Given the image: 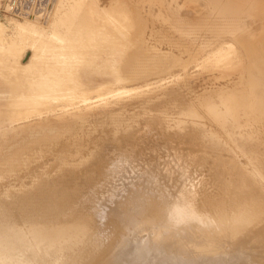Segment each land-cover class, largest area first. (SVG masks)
Listing matches in <instances>:
<instances>
[{
    "label": "bare ground",
    "instance_id": "6f19581e",
    "mask_svg": "<svg viewBox=\"0 0 264 264\" xmlns=\"http://www.w3.org/2000/svg\"><path fill=\"white\" fill-rule=\"evenodd\" d=\"M100 1L58 0L47 25L22 26L26 46L0 19V121L33 118L10 151L47 134L83 160L49 177L80 184L62 198L35 186L45 211L21 205L33 188L14 198L2 185L0 264H264V0ZM157 22L191 42L175 48L160 32L152 43ZM162 68L171 77L151 82ZM105 70L114 82L98 84ZM237 73L186 100L175 88Z\"/></svg>",
    "mask_w": 264,
    "mask_h": 264
},
{
    "label": "rangeland",
    "instance_id": "374dc122",
    "mask_svg": "<svg viewBox=\"0 0 264 264\" xmlns=\"http://www.w3.org/2000/svg\"><path fill=\"white\" fill-rule=\"evenodd\" d=\"M103 1H105V0H103ZM103 1L102 2L100 1V2L103 3ZM57 2H58V0H0V19L9 28V30H12V29H14L15 31L18 30L17 33H15L13 36H11L12 37L11 39H14L17 42H18V40L23 39L21 41L22 42L21 45H25L24 42H27L26 39L28 37L32 36V34L29 33L26 29H22V26H24L26 24L32 25V24L36 23V25L34 27H37L39 22L42 20L43 21L40 22V24L38 26L40 27L43 24L47 25L49 22L47 17L50 16V14L53 11ZM120 2L122 4L125 3L128 6H131L132 4H134V0H120ZM44 10H46L47 12ZM48 13H49V15H48ZM43 15L45 18H43ZM37 21H39V22L37 23ZM41 23H42V25H41ZM10 26H12V27H10ZM0 29H3V27H0ZM166 29L167 28L161 22H157V24L154 26L155 35L149 37L150 41L152 40V43H154V41H157L156 37H157L158 33L162 32L166 38V39H164V41L165 42L170 41L171 44L175 48L179 45H186V44H189L191 42L190 38H188L186 36L185 37H180L179 35L177 36L174 33L168 32ZM19 30H20V33H19ZM134 31H135V29H134ZM8 33H7L8 35L12 34L11 31H9ZM204 38H205V36H204ZM165 48H166V45H165ZM29 49L27 48V50H29ZM195 54H196L195 59H193L191 62L193 66L190 65L191 69H192V67H194L192 69V72L193 71L198 72V70H200L202 68L201 65L203 64V58L205 59L204 53H201V57H200L199 51L196 52ZM198 55H199V57H198ZM104 59H105V54L103 52H99L98 57L95 59V61H93V64H91V66H89L88 68L90 70H93V69L102 67L103 65H101L100 63H102V61ZM198 64H200V65H198ZM105 71L107 72L106 76L104 75V73H97L96 74L95 82H97L98 84L99 83L109 84V83L114 82V73L111 71H108V70H105ZM171 72H172V70H168V69L163 70V68H162V69L158 70L154 75L150 76V78L152 79L151 82L156 83L161 79H169L171 77ZM205 77H206V81L201 80V82H193V85H192L193 87L191 90H185V89L179 90L180 87L175 86L176 90L179 92L180 100H186L187 98H189L193 94H198L201 90H203V88L214 87L218 83L224 84V83L228 82L229 85H232L234 83H236V84L240 83V80L238 79L240 76L238 73L235 74L233 76V78L230 77L231 79L229 78L227 80L224 79V80H220V81L218 80V77H214V76L209 77L206 75H205ZM147 83H149V82H147ZM145 84L146 83H142V84L140 83L138 86V83H134V84L129 83V84H126V86L131 85L130 87H132V86L140 87V86H144ZM241 87L244 88V86L237 85L233 89L230 87V88L225 89V90L229 91L231 94L233 92L236 95H240L241 89H242ZM117 89H119L118 86L115 87V90H117ZM131 94H133V92L126 95L124 98H117V97H115L113 99L111 98V100H109L108 102H110L112 104L122 103L123 101L128 99V97H130ZM92 96H93L92 97L93 99H96V100L98 99V98H96L97 97L96 94L95 95L93 94ZM93 101H95V100H93ZM137 106H139V104H137ZM71 109L69 110V108H68V110H66L67 112L62 113V117L63 118H69L71 116V113L73 112V111H71ZM5 120H6V122L0 121V186H2V185L9 186L11 184L9 186V188H10L9 191L11 192V194H13L12 195L13 197L15 195V197H17V198H18V196H20V193L18 192L20 190V188H25V187H26V189L33 188L34 191H32L31 192L32 194L29 195L30 197L28 196V197L19 198V200L21 201V205L26 207V205L28 206L29 203L32 202L30 204H32L33 206L34 205L37 206L36 208H39V210L45 211L46 210L45 208L50 206L49 204L51 202V199L48 200L49 196H46V197L43 196L44 197L43 198L42 195H41V197H42L41 198L39 196L40 193L39 194H37V193H38V191H41L43 187H35V186L40 182L48 183V181H50L49 177L58 176L60 174V172L65 173V175L67 176V175H70L69 173H71L75 170H78L80 168V166L82 165V161H83L81 154L79 153V149L76 146V144L68 141V144L66 145L67 148H64L61 151H58L59 148L55 147V145L57 144V141L55 143L49 144V140H50L49 137H52V136L55 137V136L50 135L48 137L47 134H44V135L42 134L40 136L33 137V139L27 140L23 145L16 146L13 148V150L10 151V148L15 146V143H17V142L19 143L20 141L24 140L22 137V135L24 133L21 132L24 127H22V126L24 124L32 121L33 118L32 117H24L23 119H21V118L17 119L15 124L18 125V128L11 125L9 120H7V119H5ZM15 130H17V131L15 132ZM67 130L68 129L66 127H64V128H62V130L60 132H57L54 134L60 135V137H62V136L65 137L69 133H72V131H70V130L67 131ZM100 133L101 132H99V131H94V136H92L89 139L90 140L89 142H91V140H92V142H97L102 137V135H99ZM47 142H48V144H47ZM160 142H162V141H160ZM199 166H201V167H198L199 171L195 167L192 168V171L195 172L197 170V172L200 173L201 171H204V169H207V172H208V170L211 169L210 167H208L206 165H204L205 168H203L202 165H199ZM194 168H195V170H194ZM212 169H213V167H212ZM90 172H92V171L89 170V173ZM87 174H88V172H87ZM70 177L71 176H69L67 179L69 180ZM36 179H38V180H36ZM75 179L77 180L76 183H78V181L80 182V180L82 178L80 177V179L79 178H75ZM65 180H66L65 177L62 180V176H60L57 181L48 183V185H50L51 189H55V190L58 189V191L56 190L57 193H61L60 194L61 196H59L58 198H62L63 195L67 194L68 190L74 191L73 188L75 189L76 186L78 187V185H80V184H78L75 186L73 183L71 185H67V184H70V182L68 181V183H67V181H66L64 183ZM4 186H2L0 188L5 190ZM60 187L61 188L63 187V188L61 189ZM23 191L24 190H22L20 192H23ZM16 194H18V195H16ZM7 197L8 196L4 197L3 194H0V205L1 204L9 205L7 202L9 197L8 198ZM60 253H61V255L66 254V252H60Z\"/></svg>",
    "mask_w": 264,
    "mask_h": 264
}]
</instances>
